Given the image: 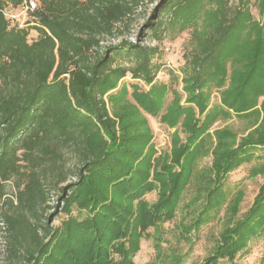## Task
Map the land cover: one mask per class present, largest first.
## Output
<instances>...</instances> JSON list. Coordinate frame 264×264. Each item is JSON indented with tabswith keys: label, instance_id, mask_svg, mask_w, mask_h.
I'll use <instances>...</instances> for the list:
<instances>
[{
	"label": "trees",
	"instance_id": "16d2710c",
	"mask_svg": "<svg viewBox=\"0 0 264 264\" xmlns=\"http://www.w3.org/2000/svg\"><path fill=\"white\" fill-rule=\"evenodd\" d=\"M34 1L35 8L22 14L23 0H0V202L15 212L3 214L10 249L24 247L26 264H135L132 258L141 249L142 233L171 220L190 179L191 160L199 156L207 137L189 136L187 144L194 150L188 149L186 159L182 157L180 172H167L163 164L162 171L154 174L153 180L160 182L164 192L152 213L147 204L135 207L133 201L153 188L148 182L153 152L142 149L148 145L151 129L138 108L125 100V87L109 92L127 74L148 85L155 83L153 60L158 47L135 44L124 36L140 0ZM150 1L157 2L145 27L150 31L149 41L157 43L169 30H188L186 25L202 19L204 6H213L209 27L192 29L194 45L184 54L186 90L196 93L188 101L202 109L204 91L210 85L223 87L231 71L230 84L221 92L223 107L237 115L254 107L256 98L264 94V78L259 74L264 67V0H236L233 8L230 0ZM7 14L23 15L27 20L21 25ZM236 53L227 70V62ZM164 87L153 85L148 94L133 91L131 96L146 113L155 115L159 108L153 99L162 95L154 93ZM218 111L223 118L228 115L223 108ZM181 114L177 110L174 118L178 120ZM212 118L208 114L206 122ZM186 125L195 135L204 132L192 118ZM215 135L213 148L206 149L212 154L216 186L207 192L200 213L190 219L191 229L197 231L209 212L226 201L223 183L227 175L264 150V117L251 140L242 139L237 148H232L235 136L230 129ZM251 144L257 145L255 149H249ZM63 148H70L77 160L79 182L72 185V193L91 179L111 190V195L92 196L85 207L94 209L93 216L80 213L64 233L40 227L34 220L47 203L48 184L54 187L66 179L60 168ZM255 158L261 159L262 154ZM262 166L252 167L249 174ZM51 176L56 180H47ZM9 181L16 188V205L6 197L4 183ZM240 193L231 197L226 213H235ZM71 198L69 194L65 204ZM263 225L264 188L246 215L223 230L204 264H217L220 259L232 262Z\"/></svg>",
	"mask_w": 264,
	"mask_h": 264
},
{
	"label": "rangeland",
	"instance_id": "374dc122",
	"mask_svg": "<svg viewBox=\"0 0 264 264\" xmlns=\"http://www.w3.org/2000/svg\"><path fill=\"white\" fill-rule=\"evenodd\" d=\"M254 0H251L253 3ZM156 2L151 3L150 0H140L132 14L128 28L124 32V36L130 42L135 44H152L158 47V57L153 60V66L157 69L154 82L145 84L143 81L133 79L127 74L118 80L114 90L109 93L125 87L127 95L125 100L138 108L143 118H146L151 129V133L147 129L141 131L146 132L149 136L148 145L143 150L152 149V157L150 159L151 169L148 182L152 183L151 191L146 192L140 198L133 201V205L138 207L147 204L146 209L149 213L153 212V208L161 198L162 186L160 182L154 181L153 176L156 172L162 171L161 165L168 166L167 172L174 174L180 172V166L184 164L187 150L190 148L187 139L190 135L196 138L207 137L205 144L201 145L199 156L191 160L190 169L191 176L185 184V189L179 195V203L174 207L171 220L165 223H158L156 227L147 228L142 233L139 242L140 251L132 258L135 264H204L205 259L213 254L215 246L219 242L220 235L223 230L241 220L246 212L251 208L254 199L264 188V166L256 169L252 175L249 174L252 167L264 164V150L258 151L253 155L249 163L241 165L239 168L227 175L223 183V189L228 193L226 201L221 207L209 212L206 223L197 231L191 229L190 219L193 214L200 213L203 208L207 192L216 186L215 173L212 170V154H207L209 146L213 148L216 143V132H220L225 128L230 129L235 136V143L232 148H237L242 139L250 141V135L259 127L263 120L264 113L262 104H264V94L256 98L255 106L246 110L240 115L232 109H227L221 102V92L230 84L229 75L231 71H227L225 85L216 88L210 85L203 93L204 102L202 109L195 101H188L190 96L196 93L186 90L187 82L184 74V54L192 50L194 45L190 41L192 29L204 31L209 27L211 22L213 6L208 4L203 8V17L192 26L186 25L188 30L177 32L169 30L163 37L161 42L149 41L150 31L145 24L151 19V11L156 6ZM236 0H230V7L236 6ZM250 10L255 20H259L253 6ZM18 23L24 25L27 20L26 16L18 15ZM195 26V27H194ZM31 36H35L32 32ZM237 53L230 57L227 62V70L230 67V60H234ZM262 74L264 78V67ZM165 84L162 90H157L154 95L160 96L159 99L154 98L153 104L157 105L159 110L155 115H149L136 101L132 98V92L136 94L146 95L151 86ZM264 84V83H263ZM153 96V95H151ZM223 108L228 113L224 118L219 114L218 109ZM177 110L182 111L181 116L174 118ZM190 111L191 117L188 114ZM171 112V113H170ZM256 112V113H255ZM210 114L213 116L210 123L206 122V117ZM189 118L196 121V124L204 129V132L197 135L192 132L187 121ZM142 119V118H140ZM139 120V119H135ZM128 131L129 138L133 135ZM199 130V129H195ZM200 134V135H199ZM198 136V137H197ZM212 144V145H211ZM257 145L251 144L249 149H255ZM194 150L189 149V152ZM182 155H179L181 154ZM61 159L62 174L66 177L62 184L50 186L47 203L38 211V217L34 219L36 224L47 229H59L64 233L67 226L76 220V217L82 213V216H93V208H86L92 196L99 193H107L111 195L110 189L101 188L97 182L90 180L84 188L79 192L72 193V185L79 182L75 168L77 160L70 148H63ZM257 154H262L261 159L255 158ZM182 157H185L183 159ZM145 164H142L144 166ZM135 166H138L135 164ZM161 166V167H160ZM141 168V167H139ZM157 169V171H155ZM56 180L51 176L47 180ZM6 197L12 199L13 205H16V188L11 181L4 183ZM71 186V187H70ZM63 188L64 191H61ZM237 191H240L241 200L235 213L227 212L226 209L230 204V199ZM72 197L65 204L64 199L68 195ZM92 194V195H91ZM5 201V199H3ZM101 206V205H100ZM99 206V207H100ZM98 207V208H99ZM50 208V209H48ZM15 215L13 208L0 202V264H26L25 248L22 247L18 251L10 249V237L4 213ZM204 216V214L202 215ZM33 220V219H32ZM33 220V221H34ZM217 264H264V225L262 230L251 237L243 249L236 254L232 262L226 259L218 260Z\"/></svg>",
	"mask_w": 264,
	"mask_h": 264
},
{
	"label": "built area",
	"instance_id": "2783aa9c",
	"mask_svg": "<svg viewBox=\"0 0 264 264\" xmlns=\"http://www.w3.org/2000/svg\"><path fill=\"white\" fill-rule=\"evenodd\" d=\"M23 2H24V9L22 11V14H25L26 11H31L35 8V1L34 0H23ZM6 16L9 19L15 20L16 22H18V20H17L18 15L7 14Z\"/></svg>",
	"mask_w": 264,
	"mask_h": 264
}]
</instances>
